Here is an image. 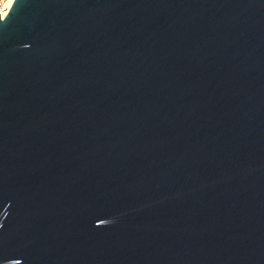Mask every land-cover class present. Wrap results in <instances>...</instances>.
<instances>
[{
    "label": "water",
    "instance_id": "water-1",
    "mask_svg": "<svg viewBox=\"0 0 264 264\" xmlns=\"http://www.w3.org/2000/svg\"><path fill=\"white\" fill-rule=\"evenodd\" d=\"M0 264H264V0H14Z\"/></svg>",
    "mask_w": 264,
    "mask_h": 264
},
{
    "label": "built area",
    "instance_id": "built-area-1",
    "mask_svg": "<svg viewBox=\"0 0 264 264\" xmlns=\"http://www.w3.org/2000/svg\"><path fill=\"white\" fill-rule=\"evenodd\" d=\"M14 0H0V17L10 11Z\"/></svg>",
    "mask_w": 264,
    "mask_h": 264
}]
</instances>
